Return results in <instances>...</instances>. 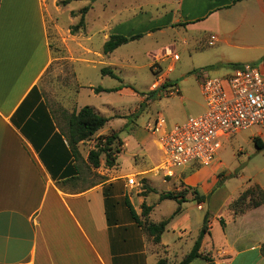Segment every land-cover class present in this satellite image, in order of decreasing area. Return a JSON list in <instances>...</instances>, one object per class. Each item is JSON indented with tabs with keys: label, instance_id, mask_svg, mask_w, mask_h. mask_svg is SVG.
I'll list each match as a JSON object with an SVG mask.
<instances>
[{
	"label": "crops",
	"instance_id": "obj_1",
	"mask_svg": "<svg viewBox=\"0 0 264 264\" xmlns=\"http://www.w3.org/2000/svg\"><path fill=\"white\" fill-rule=\"evenodd\" d=\"M74 1L77 0L60 8L68 11L70 18L77 19L69 26L79 21L75 15L77 10L69 7ZM97 1L90 4L84 17L85 27L77 34H69L68 40L63 42L69 54L70 64H67L73 71L74 63L80 62L101 73L104 60L112 57H116V62L107 64L115 68L121 60H133L135 52L138 53L134 48L145 39L144 51L140 53L148 55L153 64L160 48L153 52L152 49L147 51V47L160 45L156 34L160 35L159 40L167 35L169 41L172 38L182 44L193 41L199 50L214 47L219 61L207 67L246 62L264 64V0H141L137 15L145 14L147 9V32L111 31L104 26L100 31V49H93L87 16ZM56 2L0 0V264H156L160 258L168 264H178L192 249L205 215L208 233L202 239L201 252L209 253L213 264H264V208H252L241 215L228 210L229 203L246 187L258 185L264 192V167L255 169V174L236 197L233 192L229 193L221 205L214 206L210 197L216 186L229 176L228 173L221 175L220 161L210 169L193 166L196 171L188 175L176 168L171 170V177H164L165 171L156 173L164 157L156 136L148 129L157 117H162L159 115L152 121L148 119L144 125V133L151 140L141 134L133 137L135 145L131 150L138 152L133 157L135 163H142L140 170L133 166L123 168L118 162L120 154L130 147L119 135L122 146L115 166L111 169L89 166V149L96 139L112 131L118 133L119 129H113L110 124L111 119L122 118L119 113L108 118L106 133L104 126L92 139L80 142L76 156L73 155L66 138L67 121L83 106L77 105L68 88H75L77 94L85 90L98 97L105 92L94 93L97 87L89 81L78 85L74 72L73 84L64 91L68 97L66 103L52 107L41 97L37 85L58 52L51 49L47 34V18L59 11ZM108 6V3L100 5L101 10ZM113 34L125 37L141 34L142 37L105 55L103 44ZM76 35L85 36L86 39L82 38L90 42L88 46L78 43L79 61L68 47V42L75 40ZM147 37L151 39L148 45ZM172 54L177 55L174 46L168 47L160 57L174 61ZM172 70L171 65L158 77L164 78L166 86H177L180 96L184 79L179 83L176 78H170ZM198 72L195 71V75ZM116 80L122 82L120 78ZM96 84L115 90L110 93L137 97L130 115L142 116L162 98L175 97L164 95L160 89L151 91L150 87L149 91L155 96L146 98L123 84L109 87L101 85V81ZM101 106L109 109L108 104ZM88 107L104 116L96 107ZM201 111L204 112V105L198 112ZM233 136L223 139L222 147ZM143 147L147 153L142 152ZM88 168L96 172L94 177L99 181H88ZM150 173L152 176L147 178ZM130 176H135L138 186L127 185L126 178ZM184 189L195 190L204 199L196 201L191 191L178 200L160 199L162 194ZM151 196L154 199L149 201ZM125 199L131 203L140 222L144 221L142 204L151 208L147 214L151 223L169 219L158 244H154L143 226L131 218L127 207L123 206ZM178 208L179 212L173 216ZM157 212H161V216L156 215ZM189 264H205V261L198 258Z\"/></svg>",
	"mask_w": 264,
	"mask_h": 264
},
{
	"label": "rangeland",
	"instance_id": "obj_2",
	"mask_svg": "<svg viewBox=\"0 0 264 264\" xmlns=\"http://www.w3.org/2000/svg\"><path fill=\"white\" fill-rule=\"evenodd\" d=\"M50 1V0H47ZM103 1V2H102ZM59 0L56 2V10H59L55 13L54 16L47 18V34L48 40L51 49L58 52L56 55V60L53 61L48 69L43 74L39 84L37 85L41 97L50 104V106H61L68 97L65 96V88L70 87L73 83L74 72L76 74L75 80L78 85H84L89 81L93 83L94 87H98L101 81V85L109 87L110 85H126L132 91L137 92L138 95L146 94L148 95L149 87L152 82L158 76H163L166 69L169 66H173L172 72L169 74L170 78H176L179 83L180 79H184L182 83L181 95L169 98H162L160 102L154 103L149 109H147L142 116L135 113L130 115V111L134 107V103L137 104V97H132L127 94H116V93H105L101 94L100 97L94 96L93 94H87V91L81 90L80 94L75 92V88H68L70 93L75 96V102L79 106H94L101 111V113L110 118L114 114L119 113L122 118H113L110 126L113 129H119L118 135L122 139H126L129 142L130 147L122 152L118 158V162L123 168H128L129 166L136 167V170L141 169L142 163H135L133 154H137L136 150H131L135 142L133 138L136 134H141L147 136V140H151V137L144 133V125L148 119L152 121L158 115L162 116L167 122V125L172 127L175 124H181L186 121L189 117L198 115L201 112H198L201 109V106L205 104L203 97L200 93L197 80L195 79V71L205 70L209 77H222L230 73V68L225 67H214L213 69H207L208 65L218 63V56L214 55V47L206 48L204 50H199L196 47V44L193 41H189L186 44H182L179 40L168 39L167 35H163L159 40V34L154 35L160 41L158 47H147V51L151 50L155 52L156 49H159L157 52V61L153 62L149 56L145 53H140L144 51L143 46L145 40L137 47L135 56L133 60H121L117 62L115 68L110 67L116 62V57L110 59H105L102 67H109L122 80L119 83L118 80L111 78L110 76H102L99 71L92 70L87 68L84 64L80 62L74 63L73 67H69L67 63L69 54L66 53L63 42L68 40L70 32L71 21H76L75 18H70L68 11L60 10L62 6L58 4ZM141 0H98L97 3L93 6V9L89 12L87 16L88 28L91 30L90 34H93L92 44L93 49H100V31L107 26L111 31L121 30L125 32H134V33H146L147 28V9L144 11L145 14H138V4ZM145 2V0H144ZM101 3L104 6H107V3L110 6L105 10H101ZM89 0H77L71 3L69 6L72 10H77L75 15L76 18H80L79 11L83 7L90 5ZM137 15V16H136ZM74 16V14H72ZM100 18V20L97 19ZM76 24H73L75 26ZM162 27V26H161ZM80 30V29H79ZM76 32V34L79 32ZM124 32V33H125ZM72 35V34H71ZM85 36L76 35L75 40H70L68 42V47L72 50L74 58L78 61L81 59L80 50L78 43L88 46L90 42H87ZM168 40V41H167ZM175 40V42H174ZM151 42V39L147 37V45ZM174 46V51L178 55L177 60H172L170 57H160L164 55L165 51L168 50V47ZM162 49V50H161ZM173 49V48H171ZM138 54V55H137ZM155 54V53H154ZM125 54L124 56H126ZM247 64L253 65L259 71L264 72V64L262 62H246ZM70 64V63H69ZM152 64V65H151ZM194 71V72H193ZM181 97V98H180ZM101 104H108L109 109L101 106ZM136 109L135 111H137ZM143 109H140V111ZM137 115L138 117H135ZM121 119V120H117ZM125 123L127 126H125ZM109 129L108 126H105V130ZM256 128H251L246 131H241L237 133L229 142H225L222 151L217 154L216 159L207 167L210 169L213 165L217 164L219 161L222 163V173H228L229 176L225 177L223 182L219 183L215 190L214 195L210 197V202L214 206L221 205L223 199L229 193H234L235 197L242 187L246 185L248 180L255 174V169L264 167V149L262 151H257L252 140V136L257 133ZM111 133V132H109ZM96 142V141H95ZM150 142V141H149ZM96 144V143H95ZM93 148L89 149V152L95 148V145H91ZM142 152H146L145 147L142 148ZM104 155L100 157V168L104 167ZM91 166V165H89ZM175 170H184L188 175L194 171L193 165H187L185 167L176 168ZM89 176V182L99 181V178H95L93 172L90 168L87 170ZM152 173L147 175V178H150ZM142 189V186H140ZM154 196L149 198V201H152ZM207 202V197H205V203ZM192 204L195 205L196 202L192 201ZM123 206H125L123 202ZM161 216L160 213L156 215Z\"/></svg>",
	"mask_w": 264,
	"mask_h": 264
},
{
	"label": "built area",
	"instance_id": "obj_3",
	"mask_svg": "<svg viewBox=\"0 0 264 264\" xmlns=\"http://www.w3.org/2000/svg\"><path fill=\"white\" fill-rule=\"evenodd\" d=\"M214 39V36L210 38ZM172 57L178 59L176 54ZM196 80L205 104L204 112L171 128L166 127L162 117L149 125L148 130L156 136L164 157L156 173L165 171L164 177H171L172 169L187 165L211 166L223 139L241 131L256 128L255 138L264 144V72L243 63L222 77H209L200 71ZM166 84L164 78L158 77L150 90L160 89L167 96L180 94L177 86ZM126 179L131 188L138 186L135 176Z\"/></svg>",
	"mask_w": 264,
	"mask_h": 264
},
{
	"label": "trees",
	"instance_id": "obj_4",
	"mask_svg": "<svg viewBox=\"0 0 264 264\" xmlns=\"http://www.w3.org/2000/svg\"><path fill=\"white\" fill-rule=\"evenodd\" d=\"M72 0H61L58 2L60 6L67 5ZM90 3L96 1V0H89ZM90 9V5H87L80 9L79 14L80 18L78 23L75 26H72L70 28V32L72 35H74L79 29H82L85 27V15ZM142 35H133L130 37H125L122 35H110L108 40L103 44V53L109 54L113 52L118 47L134 41L141 38ZM240 64H230L227 65L230 68L237 67ZM220 66H209L207 69H213ZM101 74L103 76H110L114 79H119V77L114 74L109 69H101ZM94 93L98 94L100 92L110 93L112 89H103L101 87L94 88ZM146 98H152L155 96L154 92H149L148 95L143 94ZM137 117V115H135ZM109 119L98 114L95 112L91 107L84 106L82 107L78 112H73L68 121H67V141L68 145L73 153V155L76 156L77 150L76 146L80 142H86L92 139V137L100 130L102 129L107 123ZM253 144L257 151H262L264 149V145L256 138L253 139ZM121 146L122 142L118 137V133L112 131L110 134H108L105 137H99L96 139L95 148L91 150L88 154V162L89 165L93 169H98L100 167V157L103 154L104 159V167L107 169H111L115 166V161L117 155L121 152ZM144 189H147V187L144 185ZM187 191H191V193L194 196V199L198 202L202 201L204 199L203 196H200L195 190L192 189H184V191L180 192H167L165 194L160 195V199H172V200H178V198L184 196ZM181 202V201H180ZM179 202V203H180ZM124 204L127 207L129 214L131 218L137 222L140 223L145 232L152 237V241L154 244H158L160 242V237L162 233L164 232V229L169 221V219L163 220L157 224L151 223L147 219V214L150 211V207H147L145 204H142L141 206V216L144 218V221L140 222L138 216L136 215L131 203L128 199L124 200ZM256 207H263L264 208V192L258 185H251L246 187L236 199L231 201L228 205V210L232 211L234 215H241L245 213L247 210L256 208ZM179 212V208L174 212L173 216L176 215ZM208 217L205 215L203 224L201 226V229L199 231L198 237L194 242V245L190 252L184 256V258L178 263V264H189L195 259H202L205 261V264H213V259L209 256V253L207 252H201V243L204 235L208 233ZM223 224V223H222ZM262 253L264 256V245L262 247ZM156 264H168V262L160 258Z\"/></svg>",
	"mask_w": 264,
	"mask_h": 264
}]
</instances>
